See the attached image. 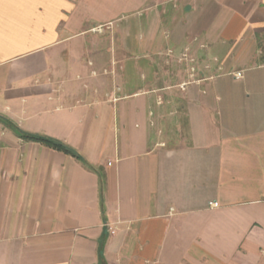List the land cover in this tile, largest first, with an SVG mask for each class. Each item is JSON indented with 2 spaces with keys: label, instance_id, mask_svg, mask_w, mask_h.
<instances>
[{
  "label": "crops",
  "instance_id": "0c3cea01",
  "mask_svg": "<svg viewBox=\"0 0 264 264\" xmlns=\"http://www.w3.org/2000/svg\"><path fill=\"white\" fill-rule=\"evenodd\" d=\"M196 45L165 142L158 58ZM0 264H264V0H0Z\"/></svg>",
  "mask_w": 264,
  "mask_h": 264
},
{
  "label": "rangeland",
  "instance_id": "374dc122",
  "mask_svg": "<svg viewBox=\"0 0 264 264\" xmlns=\"http://www.w3.org/2000/svg\"><path fill=\"white\" fill-rule=\"evenodd\" d=\"M102 36L107 39L114 37L113 33H102ZM198 46L191 50L178 48L172 52L166 48L158 58L156 86L161 95L157 99L160 106H157L155 118L158 134L165 142L182 144L188 140L183 85L212 75L219 68L202 51L195 54Z\"/></svg>",
  "mask_w": 264,
  "mask_h": 264
},
{
  "label": "trees",
  "instance_id": "16d2710c",
  "mask_svg": "<svg viewBox=\"0 0 264 264\" xmlns=\"http://www.w3.org/2000/svg\"><path fill=\"white\" fill-rule=\"evenodd\" d=\"M24 139L28 140V141H37L40 143H43L45 145H48L49 147H52L54 149H59V150H63L67 153H71L69 150L65 149L61 144H59L58 142L46 139V138H42V137H38V136H30V135H23Z\"/></svg>",
  "mask_w": 264,
  "mask_h": 264
},
{
  "label": "built area",
  "instance_id": "2783aa9c",
  "mask_svg": "<svg viewBox=\"0 0 264 264\" xmlns=\"http://www.w3.org/2000/svg\"><path fill=\"white\" fill-rule=\"evenodd\" d=\"M237 79H240L243 77L242 73H237L236 76H235ZM213 207H218L217 204H212Z\"/></svg>",
  "mask_w": 264,
  "mask_h": 264
}]
</instances>
